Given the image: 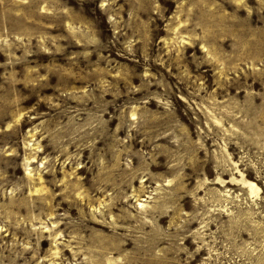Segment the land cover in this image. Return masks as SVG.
Returning a JSON list of instances; mask_svg holds the SVG:
<instances>
[{"label": "rangeland", "instance_id": "rangeland-1", "mask_svg": "<svg viewBox=\"0 0 264 264\" xmlns=\"http://www.w3.org/2000/svg\"><path fill=\"white\" fill-rule=\"evenodd\" d=\"M0 264H264V0H0Z\"/></svg>", "mask_w": 264, "mask_h": 264}]
</instances>
